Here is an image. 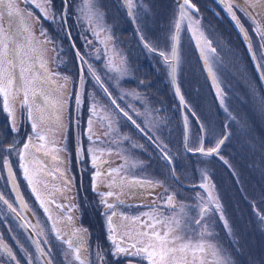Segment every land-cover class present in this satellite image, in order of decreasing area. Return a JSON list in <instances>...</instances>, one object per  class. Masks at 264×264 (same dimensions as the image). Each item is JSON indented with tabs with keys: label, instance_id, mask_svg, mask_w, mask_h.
I'll return each mask as SVG.
<instances>
[{
	"label": "rangeland",
	"instance_id": "rangeland-1",
	"mask_svg": "<svg viewBox=\"0 0 264 264\" xmlns=\"http://www.w3.org/2000/svg\"><path fill=\"white\" fill-rule=\"evenodd\" d=\"M14 1L16 4L20 3L19 0ZM32 1L35 4L47 6L45 0ZM81 2L82 0H69L65 13L66 20L58 17L56 23L51 22L50 19H43L38 8L39 22L37 20V23L28 24L33 28L37 40L44 39L39 34L42 27L53 42L42 46L37 45V47L46 49L45 56L49 68L60 74L52 78L55 85L52 84L48 86V89L45 87L43 89L53 99L60 98L61 92L64 93L63 100L66 103L59 112L66 113L70 86L73 89L71 98L73 132L69 134L68 139L74 149L71 153L74 161V187L65 185L64 182L45 171L41 172L31 167L26 154L25 163L28 164L30 172L35 174L34 186L45 201L44 207H41L40 201L36 199V194L32 191L33 185H29L24 179L23 170L19 167L21 162L17 157L20 135H17L16 130L13 129L10 131L15 134L9 132L8 123H5L4 132V122L1 118L4 111L2 98H0V195L12 201L11 182L8 183L5 174L7 168L3 166L4 160H7L11 165L17 189L31 211L33 210L36 214L37 223L42 231L41 237L37 240L46 253V259L51 260V264H79V261L74 259V253L65 243L71 239L73 247H76L78 245L76 239L67 237L63 230L60 231L61 233L58 232L65 240L58 239L49 225L50 220L52 222L55 217L67 219L70 216L72 217L69 221L70 233L88 226L92 234H88V231L81 232L86 246V250L85 248L80 250L81 259L85 264H99L97 252L102 249L105 254L104 250L108 249L103 248L100 242L101 231L104 226L105 228L107 226V216H102L101 219L98 217L96 209L99 201L94 196L88 195V191L94 193L113 191L115 195L107 199L109 203L118 201L116 208L119 214L115 220V223L120 225L118 230L121 229L124 232L131 229L134 233L138 224L134 225L130 220H122L120 213L128 217L140 216L142 220H147V217L142 214L159 207L161 212L170 214L172 210L164 208L163 201L159 197L175 193L177 207L180 204L185 205L189 216L195 217L199 213V206L205 203L207 198V193L199 185L202 182L208 183L210 188L214 186L213 196L218 198L222 213L229 224V228L226 229L224 222L219 218L221 212L216 211L214 205L210 206L207 219L210 230L213 232L212 239L218 244L221 254L229 258L230 264H264V221L259 218L260 215H264V146L253 145L259 142L253 140L246 118V104L248 98L259 90L257 83L248 81L242 71H237L236 74L244 88L242 85L236 86L237 82L222 85L217 80L224 103L221 105L220 98L216 97L219 108L217 113L215 111V115L225 116L230 113L234 118V134L226 149L227 153L230 149L232 150L227 164L210 157L186 155L182 148L180 110L171 86L169 67L159 55V52L170 54L171 34L174 21L178 18V4L182 3V0H136L137 7L134 9L133 16L128 15L122 0H96L97 6L103 13L101 23L105 29L101 32L99 40H104L108 35L112 37L106 44L99 43L88 23L80 17ZM192 3L198 11L189 10V15L192 19L199 21V25L194 26L198 30L196 38H193L192 31L188 29L190 21L186 19L182 24L179 43L180 61L176 80L188 108L193 112L198 104L201 109L207 111L214 105V94L203 81L195 52L197 41L200 42L202 39L200 33H203L204 38L202 48L205 49L210 65L212 67L214 65L213 69L216 73H218V67L222 68V65L227 66L230 63L235 65V69L237 64L249 65L245 56L241 58L237 56V53H242V49L249 47V44L252 49H256V47H262L263 43L257 31L250 29L239 8L234 7L233 11L247 32L246 42L243 41L238 29H235V21L229 20V11L222 8L220 4L214 0H192ZM51 7L59 14L64 9V3L62 0H52ZM51 15L52 12H49V16ZM89 40L92 42L88 43ZM205 41L211 42V47L216 49L215 53L207 50ZM145 43L155 51H149L144 46ZM53 47L57 51L54 52ZM77 51L83 56V61L77 57ZM109 57H112V63L115 66L121 68L120 72L109 69ZM261 61L264 69V59ZM93 72L96 77H99V81L92 75ZM65 76L68 77V82H71V85L67 83L66 90L59 88V85L65 83L63 80ZM81 77H83V85H81ZM55 88L57 93L54 91ZM105 88L107 92L104 91ZM76 95H80V105L76 104ZM113 100L115 103L112 102ZM263 100L260 96L258 104L264 106ZM93 105H95V114L92 111ZM32 108L33 114L30 120L26 109H22L18 104L15 106L17 131L20 133L25 131L26 128L22 127L25 123L29 133L27 138L33 136L31 125L35 121L38 125L37 131H42L47 136V141L44 142L46 146L63 149L58 152L69 159L70 149L66 150V129L71 126H68L66 119L64 118L62 128L59 125L44 124L37 113L36 105L33 104ZM9 118L5 113V119ZM89 120L92 121L91 132H89ZM192 121L187 119L191 130L189 148L194 149L199 146L200 140L193 138ZM214 126V120L206 114L203 128L212 132ZM208 136L206 135V138ZM32 142L37 145L42 143L35 137ZM214 143L210 142V144ZM13 144L15 150L9 153L7 150ZM89 149H92V152H89ZM165 153L171 158V163L164 158ZM93 154L97 157V166L101 175L95 181V190H93V184H90L87 190L88 184L84 183L77 174L76 160L79 159L81 166L88 162L93 168ZM67 166L68 162L64 166L65 171L68 172ZM116 168H121L119 175L113 173L117 181L122 178L160 180L169 188V192L165 193L164 188L159 186L149 188L147 191L137 186L121 193L116 186L109 187L111 178L107 176V172ZM93 169L97 171L96 168ZM205 174L207 180L204 179ZM199 196L205 197V201H201ZM121 200L123 203H120ZM45 207L48 212H45ZM3 209L4 207L0 205V212ZM1 215L2 213L0 218ZM5 222L16 237H14V244L20 248L23 255L17 260L19 264H28L29 259L32 264H45L36 250L31 247V241L27 238L23 241L20 236L22 231L20 225L6 209ZM56 222L58 221L55 220ZM157 228L160 229L162 226L158 225ZM191 228L198 230V226L194 223ZM245 232L249 235V242L243 245L242 239ZM236 257L237 260H235ZM132 261L135 264L137 262L147 264V261L136 257H132ZM0 264H16V262H10L0 255Z\"/></svg>",
	"mask_w": 264,
	"mask_h": 264
},
{
	"label": "snow or ice",
	"instance_id": "snow-or-ice-1",
	"mask_svg": "<svg viewBox=\"0 0 264 264\" xmlns=\"http://www.w3.org/2000/svg\"><path fill=\"white\" fill-rule=\"evenodd\" d=\"M27 3L28 0H25ZM69 0H63L65 9L67 7ZM245 4L252 9L259 7L261 12L259 15L264 16V0H244ZM52 0H45V4H36L35 6L39 8L41 16L45 20H51V22L56 23L58 17L63 19L64 12L57 14L51 7ZM124 6L128 10V15L133 16L134 9L137 7L136 0H123ZM239 8V5H235L231 2L225 4V8L232 16V19L236 21L237 26L240 28L241 32L244 34L245 39H248L247 32L244 30L243 25L240 24L233 8ZM189 10L198 11L196 6L192 3V0H182V3L178 4V18L174 21L173 32L171 34V49L170 54L165 52H159V55L163 57L164 62L169 67V76L172 78L173 86L175 87V93L180 99L181 104H185L184 97L180 93V88L176 85L175 75L177 67L180 61L179 55V43H180V33L182 30V24L187 19L190 21L188 24V29L192 31L193 38H196L197 28L194 26L199 25V21L192 19L189 15ZM49 12L52 15L49 16ZM5 13L7 15L6 24L3 22ZM80 17L83 18L92 30L93 35L99 40L100 34L105 29L102 26L103 13L97 6L96 0H82L79 7ZM249 19L255 25V30L257 33L264 38V31H261V25L256 23V20L249 13ZM39 17L37 18L39 22ZM66 23V21H65ZM40 36L44 37L43 40H37L35 32L32 27H29L24 23L22 14L14 0H0V98H2V108L5 113L12 119V129L15 131V106L18 104L22 109H26L28 119H32L33 108L32 105H36L37 112L41 113V120H43L42 113L44 111H49L51 117L49 123L53 122V119L57 122L60 121V116L57 114L59 110H62L64 104L63 100L64 93L61 92V96L58 99H53L45 94L44 86H51L53 81V76H60L58 72H53L49 66L48 61L45 56L46 49L37 47V45H45L53 43L51 39L47 36L46 31L41 27ZM70 35V33H68ZM200 38H203V33H200ZM111 35L105 37L104 40H99V43L106 44L107 41L111 40ZM143 39V37H141ZM91 43L92 41H87ZM208 46V51L215 53L216 49L211 47L210 41H205ZM149 51H155L149 44L144 45ZM75 47V45H73ZM197 47H200L199 40L197 41ZM264 47V45H262ZM54 52L57 51L55 47L52 49ZM201 55L205 59V63L208 64V56L205 53V49L201 48ZM249 51H252L251 44H249ZM58 55V52H57ZM77 57L83 61V56L80 55L79 51L76 53ZM253 55V59H255ZM121 63L123 61L121 60ZM108 67L111 71L120 72L121 68L115 66L112 63V57H109ZM259 68L260 65H257ZM91 71V69H89ZM209 75L213 79V84L216 87V94L220 98V103L223 105V94L216 83L215 74L212 72L211 66L208 67ZM92 75L99 81V77L95 76L93 72ZM261 78L264 79V73H262ZM65 81L64 84L59 85L60 89H67L68 77H63ZM39 85L40 87H37ZM81 85H83V77H81ZM103 87V85H101ZM105 92L108 90L105 88ZM22 95V98H21ZM75 101L77 105H80L81 98L80 95H76ZM115 103V100L112 101ZM93 114H95V105L92 107ZM194 114V113H193ZM127 115V113H125ZM132 119L130 116L128 117ZM185 124L187 125V116L184 117ZM135 123V121H133ZM92 121L89 120V132H91ZM62 126V125H61ZM32 133L33 136L27 138V142L23 144V149L18 152L20 165L19 167L23 170L24 179L27 180L29 185H33L32 191L36 194V199L40 201L41 207H44L45 201L41 198V195L37 192V188L34 186L35 174L30 172L29 166L25 163L26 154L29 151L40 152L46 147L47 136L42 131H37V123L32 122ZM33 137L42 143L33 144ZM91 140V135L89 136ZM220 139L214 147L205 148L203 142L201 141L199 146L196 148H187L188 151L197 152L203 156L211 157L213 155H219L220 146L224 143V140ZM187 147V145H186ZM15 150V145H11L8 148V152ZM63 149L52 148L49 152H58ZM49 152H45L48 155ZM92 152V149H89ZM164 158L171 163V158L167 153L164 154ZM53 159H58V157L53 156ZM223 159V157H221ZM62 162V161H61ZM105 163H107L105 161ZM224 163L227 164L225 160ZM3 166L7 168L9 177L14 181L15 177L12 172L11 165L7 160H4ZM92 166L96 168L97 171L93 176V190L96 188V179L101 175V172L97 166V157L95 154L92 155ZM123 167V166H121ZM121 168L110 169L107 172V176L111 178V186H116L120 189L121 193L125 190H131L139 186L140 188L147 191L149 188H155L157 186L163 187L164 192L168 193L169 188L166 187L162 181H144L139 179L126 180L122 178L117 181L113 173L119 175ZM63 176V172H61ZM204 179L207 180L206 174ZM65 185H68L70 181L66 178L64 180ZM200 188L204 189L207 193V198L199 196L201 201H205L199 206V213L195 217H190L186 211V206L180 204L177 207L175 202V193L160 196L159 198L163 201L164 208H170L172 211L170 214L161 212L159 207L153 208L151 212L143 213L142 215L147 217V220H142L140 216L128 217L124 213H120L122 220H130L132 224H138V228L133 233V230L128 229L123 232L122 235L118 234L117 228L114 222V217L117 216L116 211H112L110 214L106 213L107 216V239L111 242L112 249L111 254L113 256H128L136 257L139 260L147 261V264H230L228 257L221 254V249L218 244L212 239L213 232L210 230L209 221L207 219L208 213L210 211V206L214 205L216 211L221 212L220 220L224 222V227L229 228L227 219L222 213V206L220 205L218 198L213 196L214 186L210 188L208 183H200ZM151 194V193H149ZM99 195L102 198V203L108 209H114L115 204L108 202V197L115 195L113 191H108L106 193L101 192ZM119 199V197H117ZM17 199L20 200L22 207L27 208V205L23 203L22 197H20L17 192ZM0 201H3L12 212L20 216V213L13 207L12 204L0 195ZM120 203H123L121 200ZM61 207V205H57ZM45 212L48 209L44 208ZM23 219V217H20ZM259 218L264 221V215H260ZM51 219V216H49ZM69 221L72 217L67 218ZM198 226V230L191 228L192 224ZM160 225L162 228L158 229L157 226ZM55 229V224H53ZM77 231H87L86 229H78ZM76 233H73L75 235ZM125 237L127 238V243L125 242ZM57 238L60 237L59 232H57ZM47 243V241H45ZM68 248L74 253V259L79 261V264H85L84 260L80 257V248L73 247L72 240L69 239L65 241ZM38 251L40 256H45L46 253L43 248L38 246ZM0 255H4L11 261H15L19 264L17 257L14 255L11 248L8 245L0 242ZM97 257L103 261L102 249L97 252ZM28 264H32L31 259H29ZM45 264H51V260L45 261ZM132 264V261H129ZM138 264V262H137Z\"/></svg>",
	"mask_w": 264,
	"mask_h": 264
},
{
	"label": "flooded vegetation",
	"instance_id": "flooded-vegetation-1",
	"mask_svg": "<svg viewBox=\"0 0 264 264\" xmlns=\"http://www.w3.org/2000/svg\"><path fill=\"white\" fill-rule=\"evenodd\" d=\"M19 2H20L19 4H16L14 1V3L16 4V6L18 7V9L20 10V12L22 14L24 23L26 25L30 24V22L37 23V18H38L37 12H39V10L35 6L36 4L32 0H28L27 3L25 2V0H19ZM62 2H63V0H62ZM67 7H68V5H67ZM67 7L65 9V6H64L63 19H65V13L67 11ZM33 18H34V20H31ZM3 22L5 24L7 22L6 13H5V17H4ZM28 26L30 27V25H28ZM67 34H68V31H67ZM203 45H204V38H202L200 40V47H197V44L195 45V47H196L195 52L197 55L199 67L202 71V76L204 78L203 81L206 82V84L208 85V87H210L212 93L214 94V105L210 106V108L206 111L204 109H201V107H199V105L197 104V107L199 109L196 107L195 111H193V112L186 105V107H184V117L187 116V119L193 120L192 124H191L193 138L194 137H196V139L199 138L200 142L201 141L203 142L204 147L206 149L209 147H214L216 145L215 143H217L220 139L227 137V139L224 140V143L220 146L219 155H213L210 158L214 159V160L216 159V160H219L222 162H224L226 160L228 162L230 160V152L232 150L230 149V151L227 153L226 149H228L227 146L229 144L231 136L234 134V129H233L234 118H233V115L230 113L226 114L225 116H223L222 114L215 115V111L217 113V110L219 108V106L216 102V100H218L216 98L217 97L216 87L214 86L213 79L209 75V72H208V67H209L210 63L208 62V64H206L204 57L201 55L200 49L203 47ZM242 50L244 53L243 52L237 53V56H240L241 58H243V56H245V59L248 60L250 63L249 65L242 66L240 64H237L236 69L234 68L235 65H233L232 63H230L227 66L222 65L221 66L222 68L218 67V69H219L218 73H216L215 70L213 69L214 65H213V67L211 65L210 66H211L212 72L215 74L216 83H217V80L222 85H225V84L228 85L229 82H233V83L237 82L236 86H239V85L243 86L242 82L239 81L237 78V74H236L237 71L244 72L245 77L248 78V81H253V82L257 83L259 90L256 93H254L253 96L248 98V101L246 104V107H247L246 118H247V125L249 128H251V131H252L253 140L259 142V144H253V145L258 146L261 144L264 146V120H263L264 106L262 104H260V105L258 104L260 96L264 99V79L261 78L262 73H264L263 72L264 69H263V66L261 63L262 62L261 59L262 60L264 59V48H262V47L257 48L256 47V49H252L251 52L249 51L248 48H243ZM198 52H200V57H199ZM253 55H255V57H256L255 59H253ZM257 65H260V67L258 68ZM68 84L71 85V82L69 81ZM53 85H55V83H53ZM44 87H45V89H48V85H45ZM243 88H244V86H243ZM69 90H71V91H70L68 109H67L66 113L65 112H59V111L57 112V114L60 116V121L57 122L53 119V122L49 123V119L52 118L51 113L49 111H44L42 113L43 120H41L44 124H49L52 126L59 125L60 128H62L64 126L63 125L64 118L66 119V123L68 124V126H71V128L66 129L67 130L66 131V150L68 151L70 149L69 159H68V157H64L59 152H49V150L54 148V147L46 146L44 149H42L38 153L30 150L29 153L27 154V159H28L27 161L30 163V166L33 167L34 169L37 168L41 172L45 171L47 174H51L56 179H59L62 182H64V180L66 178L68 181H70L69 185L74 187V180H75V177H74V161H73V158L71 157V153H73L74 149H73L72 145H70V142L68 139L69 134L71 132H73V127H72L73 112H72V100H71V98L73 97L72 86H70ZM54 91H55V93H57V88H55ZM46 92L47 91L45 90V94H46ZM181 95H182V93H181ZM263 103H264V100H263ZM211 109H213V110L211 111ZM231 110L233 111L232 107H231ZM37 113L39 114V116H41V113H39V112H37ZM206 114H208L210 116V118L212 120H214L215 126H214V129H212V132L209 129L206 130L205 128H203ZM184 117L182 116V114L180 112V118H181L180 120H181V124H182V132H183L182 148H183L184 152L186 153V155H189V156L207 157V156H203L201 154H191V153H188L186 151L185 128H187V148H189V132L191 130L189 128L188 122H187V125L185 124ZM1 118H3V122H4V132H5V123L9 124L7 126V128H8V131L11 132L10 130H12V119L11 120H10V118L8 120L5 119V112H4V115L1 116ZM22 121L24 122V118L22 119ZM24 124L22 125V127L26 128L25 131H22L21 133H20V131H17V129L15 131V132H17V135L18 134L20 135V139H19L20 148L18 149L19 151L23 149V144L25 142H27L26 139H27V136L29 134L28 133V126H26ZM19 129H20V126H19L18 130ZM11 133H13V132H11ZM13 134H15V133H13ZM206 135H209V136L206 138ZM211 141H213L215 143L210 144ZM33 144H35V143H33ZM45 152H49V154L45 155L44 154ZM76 154H77V151H76ZM53 156L58 157V159H53ZM221 157H223V159H221ZM17 159L19 160V156L17 157ZM67 162H68V166H67L68 172L65 171V169H64V166ZM76 163H77V167H78L77 174H78L79 178H81L84 181V183L88 184L87 185V190H88L89 185L93 184L92 178L96 172L94 171V169L90 166V164L88 162L84 163L83 166H81L79 163V159H77ZM223 164H225V163H223ZM80 166H81V169L79 168ZM61 172H63V176L61 175ZM5 174H6V178L8 180V183L11 182L10 186H11L12 201L11 202L8 201V202L11 203L13 205V207L17 210V212L20 213V216H17L16 213L9 210L8 206L6 204H4L3 201H0V205H2L4 207L2 212H0V214L2 213L1 218H0V242L8 245V247L12 249L14 255L17 257V260L23 256L21 251H20V248L14 244L16 237L13 236L7 222H5V209H6V211H8L9 214H11L17 220L18 224L20 225V228L22 230V231H20V236L23 238V241L26 238L29 239L32 243L31 247L34 248L40 256V253L38 251V246L40 247V245H39V241L37 240V238L41 237L42 231L39 227V224L37 223L36 214L33 212V210L31 211V209L28 207L27 202L25 201V199L21 195L19 189H17L16 182H14L15 180L13 181L9 177L7 170H6ZM70 177H71V179H70ZM17 192L19 193L20 197H22L23 203L27 205V208L22 207L20 200L17 199ZM101 192L106 193L105 191H97L96 193L88 191V195L94 196L99 201V206L96 209L98 217L101 219L102 216L103 217L106 216V213L110 214L112 211H116L117 216H118L119 213H118V209L116 207L114 209H108L102 203V198L99 195V193H101ZM116 202H118V201H113L111 203L115 204L117 206L118 203H116ZM27 211H29L32 218L36 221L37 224H33L30 221V217L27 214L28 213ZM21 216L23 217V219L20 218ZM117 216L113 218L114 222H115ZM55 220L58 222L55 223ZM53 224H55V229L53 228ZM49 225H50L51 229L54 231L55 237H57L58 231L60 232L61 230H63L67 237H72L74 240L76 239V244H78L76 247H79L81 251H82L81 248H85V250H86V246L84 243L85 239L81 235L82 231H73L72 233L69 232L70 231L69 230V220L64 219V218L58 219L57 217H55V219L52 222L50 220ZM115 225H116L118 234L122 235L123 230H121V229L118 230L120 225H118L116 223H115ZM83 228L88 231V234H91L89 229H88V226H84ZM73 233H76V234L73 235ZM62 239L65 240V238H63V237H62ZM100 242L103 244V248L107 247L108 249L104 250L105 254H103V261L100 260L99 264H129V261H132V257L123 256V255H120L119 257H117V256H113L111 254L112 245H110L111 242L108 241V239H107V226H106V228L104 226V229H102V231H101ZM125 242L127 243L126 237H125ZM4 257L8 261L14 262V261H11L6 256H4ZM40 257L44 263H45V261H47L45 256H43V257L40 256ZM122 258H124V259L122 260ZM132 264H135V262L132 261Z\"/></svg>",
	"mask_w": 264,
	"mask_h": 264
},
{
	"label": "water",
	"instance_id": "water-1",
	"mask_svg": "<svg viewBox=\"0 0 264 264\" xmlns=\"http://www.w3.org/2000/svg\"><path fill=\"white\" fill-rule=\"evenodd\" d=\"M214 1L217 2L218 4H220V5L222 6V8H225V4L228 3V2H231V3L235 4V5H239V9H240V11L242 12V14H243L245 20L247 21V23H248L250 29H251L252 31H256V30H255V25L252 23V20L249 19V15H248L249 13L252 14V17L256 20V23L261 25V31H264V16L258 14V13L261 12V9H260L259 7H257L256 9H252V8L248 7L247 4H245L244 0H214ZM122 3H123V0H122ZM123 7H124V9H126V11L128 12L127 8L124 6V3H123ZM225 9H226V8H225ZM229 20H233V19H232V16H231L230 13H229ZM240 24H241V23H240ZM241 25H242V24H241ZM235 29H238V31H239L241 37L243 38V41L246 42L248 39H247V40L245 39L244 34L241 32L240 28L237 26L236 21H235ZM261 38H262V37H261ZM262 43H263V45H264V38H262ZM247 48L249 49V47H247ZM198 54H199V57H200V52H198ZM170 79H171V86H172L173 92H174V94H175V96H176V99H177V101H178L179 110H180L182 116L184 117V107H186V104H181V103H180V99H179V97H178V96L176 95V93H175V87L173 86L172 78L170 77ZM175 81H176V85H178V84H177V80H176V75H175ZM180 93H181V92H180ZM185 144L187 145V128H185ZM186 151H187L188 153H191V154H199V153H197V152H191V151H188V150H187V147H186ZM27 212H28L27 214H28L29 217H30V221H31L33 224H37L36 221L32 218V216H31V214L29 213V211H27Z\"/></svg>",
	"mask_w": 264,
	"mask_h": 264
},
{
	"label": "bare ground",
	"instance_id": "bare-ground-1",
	"mask_svg": "<svg viewBox=\"0 0 264 264\" xmlns=\"http://www.w3.org/2000/svg\"><path fill=\"white\" fill-rule=\"evenodd\" d=\"M242 240H243V243H242L243 245H244V243H248L249 242V235H248L247 232L244 233ZM259 243H260V241H259ZM245 247H247V244H245ZM235 260H237V257L235 258ZM237 263H239V262L237 261Z\"/></svg>",
	"mask_w": 264,
	"mask_h": 264
},
{
	"label": "trees",
	"instance_id": "trees-1",
	"mask_svg": "<svg viewBox=\"0 0 264 264\" xmlns=\"http://www.w3.org/2000/svg\"><path fill=\"white\" fill-rule=\"evenodd\" d=\"M238 233V232H237Z\"/></svg>",
	"mask_w": 264,
	"mask_h": 264
}]
</instances>
